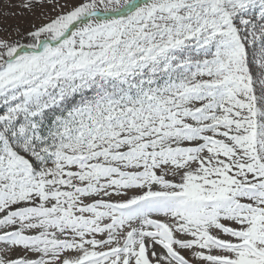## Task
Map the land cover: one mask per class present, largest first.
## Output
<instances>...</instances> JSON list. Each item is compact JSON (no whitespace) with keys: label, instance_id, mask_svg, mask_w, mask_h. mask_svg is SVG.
Returning <instances> with one entry per match:
<instances>
[{"label":"snow or ice","instance_id":"6c2138e0","mask_svg":"<svg viewBox=\"0 0 264 264\" xmlns=\"http://www.w3.org/2000/svg\"><path fill=\"white\" fill-rule=\"evenodd\" d=\"M6 8L0 264H264V0Z\"/></svg>","mask_w":264,"mask_h":264},{"label":"rangeland","instance_id":"374dc122","mask_svg":"<svg viewBox=\"0 0 264 264\" xmlns=\"http://www.w3.org/2000/svg\"><path fill=\"white\" fill-rule=\"evenodd\" d=\"M19 0H0V28L8 27L14 28L19 26L23 30H27L30 22L33 21L34 17L29 14L24 15H10L9 12H18V9H7V4H16ZM39 12V9H36ZM3 35V33H0Z\"/></svg>","mask_w":264,"mask_h":264}]
</instances>
